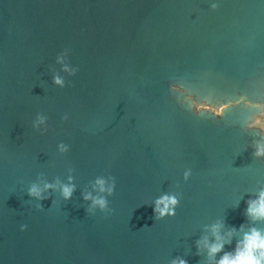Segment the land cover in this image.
Here are the masks:
<instances>
[{
    "label": "water",
    "instance_id": "1",
    "mask_svg": "<svg viewBox=\"0 0 264 264\" xmlns=\"http://www.w3.org/2000/svg\"><path fill=\"white\" fill-rule=\"evenodd\" d=\"M258 117L264 0H0V264H216L264 232Z\"/></svg>",
    "mask_w": 264,
    "mask_h": 264
},
{
    "label": "clouds",
    "instance_id": "2",
    "mask_svg": "<svg viewBox=\"0 0 264 264\" xmlns=\"http://www.w3.org/2000/svg\"><path fill=\"white\" fill-rule=\"evenodd\" d=\"M55 83L62 85L63 81L59 77H56ZM258 119H264V117H258ZM61 148L63 149V145ZM255 154L257 156H264V145L259 146ZM188 175L189 173L185 174L186 178ZM97 183L101 186V191H103L104 180H98ZM46 187H52V185H46ZM73 191V186L65 185L63 187L64 198L70 199ZM108 191L111 193L112 189H108ZM29 194L43 199L41 190L35 185L30 189ZM85 199H92V197L89 194ZM177 203L178 201L175 196L165 195L157 201V208L154 211L160 212L161 216L174 214L173 206ZM94 204L99 205L101 208L106 207V201L102 198L95 199ZM160 205H163V207H160ZM247 213L255 220H264V191L259 193L258 199L249 201ZM221 227L222 225L217 224L214 225L212 229L213 234L216 236V243H209L207 240L205 241L209 257L213 259L216 254L222 252L224 249L225 240L219 234ZM179 264H187V262L180 260ZM216 264H264V232L253 228L250 232L245 233L243 240L237 242L235 251L226 252Z\"/></svg>",
    "mask_w": 264,
    "mask_h": 264
}]
</instances>
